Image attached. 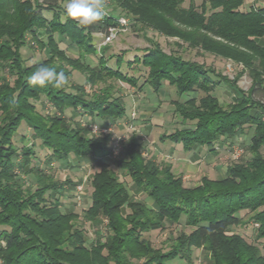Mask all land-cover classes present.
<instances>
[{
	"label": "trees",
	"instance_id": "trees-1",
	"mask_svg": "<svg viewBox=\"0 0 264 264\" xmlns=\"http://www.w3.org/2000/svg\"><path fill=\"white\" fill-rule=\"evenodd\" d=\"M110 2L113 10L144 28H161L171 20L205 33H199L197 42L242 61L251 86L244 91L235 77L157 44L131 59L108 52L107 45L98 49L94 35L108 34L118 24L111 10L103 21L81 27L65 19L61 0H0V264H165L175 258L191 264L193 248H201L209 264H264V100L254 97L257 89L264 92V42H259L264 40V5L243 8L244 0ZM28 35L42 53L46 49L32 63L21 52ZM70 46L77 48L76 56L68 55ZM86 55L93 56L92 64L82 58ZM133 64L135 73L123 69ZM41 65L62 69L67 84L60 89L30 85L28 77ZM73 71L84 74V83L73 81ZM108 79L137 91L145 84L156 93L166 85L175 91L171 113L182 126L160 134V141L180 143L186 151L206 145L216 152L214 143L230 142L251 128L245 147L249 156L228 164L223 176L204 175L199 183L186 185L169 162L146 157L134 133L121 141L118 155H111L107 125L128 115L123 96L106 84ZM221 83L235 91L228 102L214 94ZM37 100L41 108L46 101L55 111L42 113ZM74 114L86 115L106 130L93 134L89 122L82 126ZM22 125L32 130L30 144L18 133ZM35 145L46 151L47 164L52 159L92 161L90 203L83 211L94 232L89 244L78 213L61 208L62 188L69 180H55L32 164L40 158ZM112 165L129 177V187ZM23 175L30 176L29 183ZM139 193L151 200V207ZM166 222L189 230L179 229L164 251L146 234L165 228ZM248 223L256 224L260 246L230 232Z\"/></svg>",
	"mask_w": 264,
	"mask_h": 264
},
{
	"label": "rangeland",
	"instance_id": "rangeland-1",
	"mask_svg": "<svg viewBox=\"0 0 264 264\" xmlns=\"http://www.w3.org/2000/svg\"><path fill=\"white\" fill-rule=\"evenodd\" d=\"M201 1L202 0H195V3L199 5ZM65 2L66 0H61L62 4H64ZM251 3H254L255 5H264V0H244L243 8L248 7V5ZM104 4L105 10H111L110 12L116 16L117 22L120 17L125 18L126 21L124 24L118 26V28L112 32L113 35L111 36L110 40L106 41V34H95L94 42L97 45L98 49L103 45H107V47L109 48L108 52H123L125 53L124 56L126 59H131L135 53L139 54V51H142L143 48L151 47L154 44H157L163 51L167 53H175L184 59H188L190 61L202 64L206 67L213 68L229 79H233L235 77L236 85L244 91H247L251 86L250 72L248 68L244 67V63H242V61L230 58L229 56L221 54L220 52L212 51L206 46L204 47L203 45H201L200 42H197L199 33H205L190 29L188 27H184L171 20H168V23L163 22V27L161 28L157 26L155 27L154 25H150L149 27L144 28L138 22L134 23L133 20H131L129 17H126L123 13L120 12L119 9L113 10L111 8L112 5L110 0H104ZM186 4L187 1L185 2V5ZM45 15L50 17V13L45 12ZM165 25L169 28L170 31L165 29ZM27 39L28 43L24 47H22L21 52L23 57L25 58L26 63H32L42 58V54L46 52V49L42 53L36 46V43L32 41L30 35L27 36ZM259 42L262 43L264 42V40L260 38ZM60 45L63 47L65 46V43L63 44V42H60ZM76 50L77 48L75 46H70L66 51L68 55L76 56L78 54V51ZM82 58H85V60L91 64L93 63L92 55H86ZM254 65L257 66L258 63H254ZM123 69H125L127 73L133 74L137 71L138 67L136 64H133L131 68L124 66ZM73 81L84 83V74L79 71H73ZM109 82L111 86L115 88L116 92L123 96L129 118L133 119L137 116V118H139L142 122L141 124L136 123L135 125H133V123H129L131 121L128 120V122L126 123L124 121L125 119L122 120L121 118L115 120V122H109L108 125L106 124L111 133V142L109 146L112 153L111 155H118L121 147V141L134 133L141 141L144 147L143 154L146 157H150L157 162H161L164 158L168 160L171 159V153L166 155H164L163 153H159V151H157V147H160L158 146V137L160 136L159 134L170 132L173 128L182 126L179 122V117L171 113V111L173 110L171 100L176 98L175 91L171 87L166 85V87L163 89L165 93L160 96L158 92L157 94L159 95V100L156 101L155 98L151 100L144 97H139V91H137L135 87L130 86L125 82L108 79L106 84H108ZM101 85L102 83L97 84V86ZM94 88L97 87L94 86ZM85 89L89 91L91 88L88 84H85ZM234 93L235 91L228 88L226 83H221L214 90V94L219 98L220 102L230 101L231 96ZM254 97L263 101L264 92L260 89H257L254 92ZM35 103L42 113H52L55 111L54 106H51L49 102L45 101L44 108H41L40 100L35 101ZM67 114H71V112L67 111ZM74 119L80 120L82 126L86 125L89 122L87 121L88 117H86V115L80 116L79 114H74ZM118 120H122V122ZM146 122H150L148 127L146 126ZM92 124L95 123L92 121L89 122L88 125L91 133L98 134L99 132H102L103 128L101 127H99L95 131L92 130ZM144 126L147 127V130L144 129ZM18 133H22L27 136L29 138L30 144V141H32L31 129L22 125L19 128ZM251 133L252 129L248 128V130H246V133H244L242 136H239L236 139L234 138L230 142L223 141L220 144V148L217 149V154L214 158L215 164L214 161H206L207 163L203 162L199 165L198 170L195 173L187 168V166L184 169L181 168L182 166L176 167L175 169H173V172L182 176L186 174L187 177L184 179V183L186 185H194L199 183L200 178L204 175L209 178L223 176L225 173L223 171L225 165L227 166L238 158H247L249 156L245 147L249 142ZM35 148L39 152L40 158H36V160L33 161L32 164H38L42 169L49 171L55 180H69L70 184H65L62 188V195L60 198L62 203L61 208L62 211L73 210L78 213L79 218L77 223L84 228L86 232V238L88 240L87 244H89V242L94 237V232L89 223L83 219V211L90 203L91 186L89 183V178L95 170L91 164L92 161L87 157L86 159H84L85 161L83 160L80 162H76L73 159H69L66 162L52 159L51 162L47 164L44 157L46 151L38 145H35ZM200 157H202V155H200ZM218 165L220 166V168L215 167ZM112 168L116 171L119 178L123 180L129 187V177L124 176L118 167L112 165ZM22 177L26 182L29 183L30 176L27 177L26 175H23ZM129 192H131V190H129ZM138 195L141 196V198H143L145 202H151L148 197L144 198V195H142V193H139ZM255 227L256 224L248 223L244 226L233 227L232 229H230V232L236 231L240 233L248 242L256 243L258 246H260L262 240L258 241L255 238ZM181 228L186 229L187 231L189 230L181 223L169 224L168 222H166L165 228L161 230L151 231L150 233L146 234V236L150 239L153 246L165 251L169 248L172 239L177 235L178 230ZM191 258V264H209L208 255L205 254V252L201 248H193ZM165 264L188 263L184 259L175 258L172 260H168Z\"/></svg>",
	"mask_w": 264,
	"mask_h": 264
},
{
	"label": "clouds",
	"instance_id": "clouds-1",
	"mask_svg": "<svg viewBox=\"0 0 264 264\" xmlns=\"http://www.w3.org/2000/svg\"><path fill=\"white\" fill-rule=\"evenodd\" d=\"M65 19L75 21L78 26L88 27L103 21L106 13L104 0H66L63 5ZM68 82L65 72L56 66H39L29 77L28 83L41 88L51 85L60 89ZM148 207L152 202H146Z\"/></svg>",
	"mask_w": 264,
	"mask_h": 264
},
{
	"label": "crops",
	"instance_id": "crops-1",
	"mask_svg": "<svg viewBox=\"0 0 264 264\" xmlns=\"http://www.w3.org/2000/svg\"><path fill=\"white\" fill-rule=\"evenodd\" d=\"M164 93H165V91L162 90V91L159 92V95L161 96ZM159 95L156 92L152 91V89L147 84L143 85L142 89L139 90V97H144L146 99L153 100V98H155L156 101H157V100H159L158 99ZM126 113H128V112L126 111ZM140 116H142V115H140ZM124 119H122V120H124L126 123L129 120V121H131L129 123H133V125H135L136 123H140V124L142 123L141 120L139 118H137V116L135 118H133V119L129 118V116H127ZM122 120L121 121L118 120V121L122 122ZM120 122H118V123H120ZM149 123L150 122H146V126L147 127H148ZM147 127L144 126V129L147 130ZM158 140H159V137H158ZM221 143L222 142L214 143V147L216 148V150L220 148V144ZM158 146H160V147H157V151H159V153H163L164 155L169 154V153L172 154V157L170 156L171 159L168 160V159L164 158L161 162H169L171 164V166L173 167L172 170L175 169L176 167H179V166L180 167L182 166L181 168L184 169L187 166V168H189L194 173L198 170L199 165L202 164L203 162H206V161L207 162H212V161H214L215 155L217 154V151L214 152L212 150H209V147H207L206 145H203V146L196 145L192 150H187L186 151V150H184L182 148L180 143H174V142L169 141V140H165V141H160L159 140V145ZM200 155H202V157H200ZM214 164H215V161H214ZM215 167L220 168L219 165L215 166ZM225 169H226V165H225L224 170H223L224 172H225ZM186 177H187L186 174H184L182 176L183 181H184V179Z\"/></svg>",
	"mask_w": 264,
	"mask_h": 264
},
{
	"label": "built area",
	"instance_id": "built-area-1",
	"mask_svg": "<svg viewBox=\"0 0 264 264\" xmlns=\"http://www.w3.org/2000/svg\"><path fill=\"white\" fill-rule=\"evenodd\" d=\"M125 21H126L125 18H123V17L121 18V17H120V18L118 19V23H119V24H117L116 27H111V28H109V33L106 34V37H105L106 41H107V40H110L111 36L113 35L112 32H113L114 30H116V29L118 28V26L124 24ZM91 128H92V130L95 131V130H97V129L99 128V126H98L97 124H92V125H91ZM105 130H106L105 128L102 129V131H105ZM79 187H80V186H79Z\"/></svg>",
	"mask_w": 264,
	"mask_h": 264
}]
</instances>
